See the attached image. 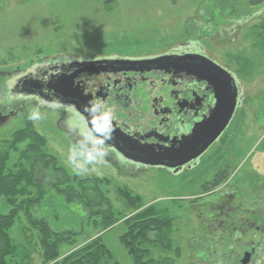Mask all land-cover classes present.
<instances>
[{
    "label": "rangeland",
    "instance_id": "obj_1",
    "mask_svg": "<svg viewBox=\"0 0 264 264\" xmlns=\"http://www.w3.org/2000/svg\"><path fill=\"white\" fill-rule=\"evenodd\" d=\"M190 41L199 42L207 55L232 72L243 90L242 104L229 127L194 168L179 173L126 164L118 168L105 157L102 162L87 164L81 153L93 151L91 144L77 135L61 107L16 97L12 107L0 110V157L9 155V170L18 169V164L29 168L20 160V152L29 143L18 145L15 151L9 141L26 127L29 115L39 110L41 119L31 122L46 139L47 151L55 157L58 168L64 169L74 186L75 179H98L118 218L115 225L105 229L102 218L91 216L79 203L67 206L53 190L58 179L65 178L50 171L47 176L43 171L37 181L46 185L51 194L32 207V214L46 218L58 233L72 232V238L60 246L56 261L47 262L40 232L29 223L26 211L20 210L10 233L17 248L16 256L11 258L13 264L62 262L99 238L112 255L104 264H134V256L121 238L129 231V219L150 208L156 218L169 223L161 233L150 234L153 242L145 244L150 251L147 259L154 264H242L251 253L245 243L253 244L252 248L264 247L261 223V232L253 228L239 237L234 258L229 259L230 253L224 258V251H220L224 240L219 227L213 225L217 221L214 216L222 218L220 199L231 195L233 203H240L244 211L258 209L264 215V2L0 0V93L4 81L14 82L36 66L96 57H158ZM150 97L144 89L137 93L135 101L139 106L144 103L148 111ZM0 100L3 106L7 97L1 95ZM70 152L74 155L71 163ZM36 190H32V196ZM10 211L7 200L2 198L0 214ZM165 235L168 240L160 244L158 236ZM247 264H264V248L261 253L257 249Z\"/></svg>",
    "mask_w": 264,
    "mask_h": 264
},
{
    "label": "flooded vegetation",
    "instance_id": "obj_2",
    "mask_svg": "<svg viewBox=\"0 0 264 264\" xmlns=\"http://www.w3.org/2000/svg\"><path fill=\"white\" fill-rule=\"evenodd\" d=\"M166 54L179 57L181 59L179 65L177 66V63L169 65L162 64L161 66L164 68V71H149L152 67L147 64L145 66L134 67L136 70L109 75L89 76L85 74L78 80L82 83L87 93L95 96L99 94L100 99L97 103L103 113L111 109L115 110L112 112V121H115L117 126L129 136H127V140L131 145H144L143 147L148 149L150 145H153L154 152H158L159 149L162 150L161 152L178 150L185 139L191 137L194 128L210 117L217 103L213 83L203 81L197 76H189L186 73V70L190 69L192 63H199L200 65L203 63L197 58L198 56L211 58L199 42L190 41L187 46H181ZM153 58L156 57L149 56L147 58L138 57L127 59L141 60ZM95 59L98 58L96 57ZM200 68L199 75L208 76L212 80L220 79L223 76L215 70L208 71V66L204 65L200 66ZM223 68L229 71L227 68ZM230 73L235 79L237 78L232 72ZM236 86L239 92L240 106L243 100V90L240 82L237 80ZM144 89L149 91L151 95L146 105L148 111H145L144 103H141L139 106L135 101L137 93ZM103 95L105 96L104 98ZM137 108L139 109L135 111ZM62 109L64 116H68L69 122H71L70 124L76 127V131H78L77 135L88 141L91 144L90 148L92 150H105L106 154L104 157L109 159L112 164H118V168H121L120 164H126L127 167L136 166L143 168V170L161 169L171 173L174 171L165 167L145 166L143 165L144 163L137 161L141 158L140 155L131 150L128 151L125 149V151L118 152L105 143H95V140L100 138L95 136L94 130L90 128L85 117L78 114L72 108L62 107ZM130 110H134L133 112L136 113L133 114ZM127 111L130 112L125 115ZM214 144L198 158L186 164H201L203 157ZM166 163L169 164L172 162L166 161ZM196 165L192 167L188 165L184 166L177 172L179 173L182 170L194 168ZM233 200V195L226 199H220L218 207L220 211H223L222 218L220 220L219 215L214 216L217 221H214L215 224H213L217 228L219 227L218 229L221 232L220 237L224 240L221 244L220 251H224V258L230 253L229 259L234 258V247L239 237L253 228L261 232L263 229L261 228V223H264V215L260 212L261 210L244 211L242 205L235 201L233 203ZM239 209L240 212H237ZM230 241H232V245ZM261 244H264V240ZM251 245L249 246L245 243V247L251 248V258L253 255H256L257 249L261 253L264 248L262 246L252 248ZM244 253L248 252L244 251Z\"/></svg>",
    "mask_w": 264,
    "mask_h": 264
},
{
    "label": "trees",
    "instance_id": "obj_3",
    "mask_svg": "<svg viewBox=\"0 0 264 264\" xmlns=\"http://www.w3.org/2000/svg\"><path fill=\"white\" fill-rule=\"evenodd\" d=\"M263 2L264 0H251L252 4ZM11 82V80L4 81L3 92L0 93V96L2 95V98L7 97V100L3 106L0 104V110H5L8 106L12 107L17 100L16 96L12 95ZM11 102L13 103L10 104ZM27 142L29 144L26 149L20 152V160L27 162L29 168L23 164H18V169L9 170L7 167L9 155L6 153L0 157V200L6 199L11 207L8 214H0V264H13L11 258L16 256L17 248L10 233L16 224L20 210L26 211L25 215L29 223L40 232L41 244L45 252L44 257L47 262L56 261L60 257V246L68 244L72 238V232L58 233L52 229L46 218H35L34 213L32 214V207L42 203V201L44 202L45 197L51 194L46 185L44 186L37 181L38 176H41L43 171L46 172L47 176L50 171L54 174H62V177L65 178L64 181L58 179V182L53 185V190L64 198V203L67 206L79 203L91 216L101 217L102 226L105 229L118 222L110 198L104 194L100 187L101 182L93 178L75 179L77 185H72L70 176L64 169L58 168L55 157L48 153L46 139L37 132L31 120H27L26 127L13 135L12 140L9 141V146L18 151L17 146ZM33 189L37 190L36 194L32 196ZM122 196L129 199L128 194L122 193ZM121 217L125 219L124 215ZM127 224L129 231L121 239L129 249V253L134 256V264H154L153 260L147 259L150 251L145 244L152 243L153 241L150 239L152 233L154 231L157 234L161 233L162 227L168 228L169 223L156 218L154 210L150 208L129 219ZM65 234L69 235V238ZM167 240L166 235L164 237L158 236L160 244ZM111 258V252L99 238L83 245L65 257L62 262L58 261L55 264H104L106 260Z\"/></svg>",
    "mask_w": 264,
    "mask_h": 264
},
{
    "label": "water",
    "instance_id": "obj_4",
    "mask_svg": "<svg viewBox=\"0 0 264 264\" xmlns=\"http://www.w3.org/2000/svg\"><path fill=\"white\" fill-rule=\"evenodd\" d=\"M203 63H192L190 69L186 70L187 75L197 76L203 81L214 84V93L217 103L210 117L194 128L191 137L185 139L178 150L159 151L153 150V145L145 148L139 145H131L125 134L115 121L111 123V131L97 133L94 119L103 118L104 114L98 105L100 99L97 96L87 93L82 83L78 81L82 75L98 76L109 75L123 71L136 70L134 67L151 65V70L164 71L162 64L169 65L180 63V58L172 55H162L153 59L130 60L124 58H98V59H76L63 62L48 63L36 66L35 69L24 73L14 79L11 84L12 95L20 98L32 99L43 104L55 107H69L78 114L85 117L89 126L94 130L98 138H103L105 144L116 151L131 150L139 154L137 161L150 167H165L177 172L184 166L192 167L196 164H186L208 150L229 127L239 105V92L236 86L235 77L227 70L217 64L211 58L198 56ZM208 66V71L215 70L223 76L220 79L212 80L205 75H199L200 66ZM105 96L103 95V98ZM93 122V123H92ZM110 137V138H109ZM129 137V136H128ZM150 157V158H148ZM157 159V160H154ZM136 160V159H135ZM172 162L167 164L166 161ZM250 254L242 261L247 264L250 261Z\"/></svg>",
    "mask_w": 264,
    "mask_h": 264
},
{
    "label": "clouds",
    "instance_id": "obj_5",
    "mask_svg": "<svg viewBox=\"0 0 264 264\" xmlns=\"http://www.w3.org/2000/svg\"><path fill=\"white\" fill-rule=\"evenodd\" d=\"M30 120H40L41 115L39 113V110L33 111L29 117ZM113 115L111 110H108L103 118H95L94 119V124L97 133H103V132H110L111 131V123H112ZM93 123V122H92ZM91 138V136H89ZM110 138V137H109ZM95 143L97 144H104L105 140L103 138L95 140ZM106 151L101 149V150H93L91 152L87 153H81L84 157V161L87 164H91L93 162H102V158L105 156ZM68 161L71 163L74 161V155L70 152V155L68 157ZM77 174H82V172L77 171Z\"/></svg>",
    "mask_w": 264,
    "mask_h": 264
}]
</instances>
